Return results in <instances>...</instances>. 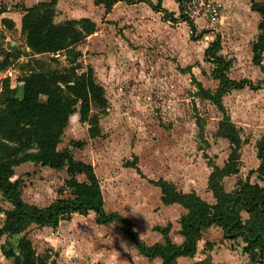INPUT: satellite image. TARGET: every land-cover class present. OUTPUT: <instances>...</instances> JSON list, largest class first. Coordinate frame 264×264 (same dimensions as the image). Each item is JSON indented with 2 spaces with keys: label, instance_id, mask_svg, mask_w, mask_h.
<instances>
[{
  "label": "rangeland",
  "instance_id": "obj_1",
  "mask_svg": "<svg viewBox=\"0 0 264 264\" xmlns=\"http://www.w3.org/2000/svg\"><path fill=\"white\" fill-rule=\"evenodd\" d=\"M229 1L232 6L227 0H210L212 8L194 20L191 33L188 25L179 20L177 7L170 14L173 23L164 21L161 15L153 19L146 7L135 8L132 4L106 12L95 0H65L54 9L55 25L76 22V28H80L81 21L87 18L95 26L74 47L75 60L71 54L29 57L24 39L0 25V48L18 50L22 55L8 67L9 75H0V89L4 77L9 76L10 87H14V79L29 71L74 69L82 74L92 70L106 105L90 104L89 117L96 120L95 126L80 122L77 106L57 149L68 150L75 161L93 168L105 212L120 213L133 221L138 235L144 236L145 230L163 229L174 236L179 229L180 218L187 212L177 204L162 209L163 193L193 194L214 205L209 180L227 196L254 185L264 191L258 159L264 141V49L260 67L253 66L251 52L259 35L260 17L250 15V0ZM214 58H221L227 65L224 73L228 80L247 81L252 90L229 89L219 99L221 107L204 99L200 87L215 96L219 85L214 79L218 67ZM234 136L239 140L236 146ZM72 142L82 147L73 148ZM16 175L21 179L22 200L28 205L45 208L56 200L73 197L64 187V170L55 172L34 165ZM77 181L85 179L78 177ZM161 181L170 189L162 192L151 184ZM240 219L245 228H259L264 234V213L249 216L241 212ZM73 223L79 230L76 236L96 250L101 246L107 250L118 248L117 228L96 233L91 215L75 218ZM102 236L111 237L108 244L101 245ZM211 237H201L196 260L210 257L202 264H264L260 251L255 250L257 256L244 252L242 238L231 242ZM209 240L211 250L207 246L202 251ZM127 250L134 251L131 246L124 247ZM47 258L48 264L63 262L57 257L55 261ZM211 258L215 263H210ZM13 262L9 260V264Z\"/></svg>",
  "mask_w": 264,
  "mask_h": 264
},
{
  "label": "trees",
  "instance_id": "obj_2",
  "mask_svg": "<svg viewBox=\"0 0 264 264\" xmlns=\"http://www.w3.org/2000/svg\"><path fill=\"white\" fill-rule=\"evenodd\" d=\"M117 2H125V0H95V4L103 6L106 12L110 11ZM250 5L251 12L260 17L257 28L259 35L251 47L252 64L260 67V53L264 49V2L256 3L251 0ZM54 8L55 0H51L24 10L21 34L24 45L29 50L28 56L71 54L74 55L75 60L74 47L89 36L95 26L86 19L81 21L80 28H76V22L55 25ZM153 11L161 13L165 21H175L160 7H153ZM186 24L193 33L192 22ZM1 56L3 59L0 60V72H4L13 62H18L21 53L18 50L6 52L0 48ZM214 59V63L218 66L214 72V79L219 85L215 96L200 87L204 99L221 107L219 99L229 89L252 90L251 84L247 81L228 80L224 73L227 65L221 58ZM17 82L18 88L11 89L9 78H6L2 81L0 89V105L3 106L0 108V196L11 206L9 211L3 213L4 222L0 229V237L19 236L31 225L55 229L60 222L70 221L72 215L85 217L92 213L98 226L119 225L123 236L141 257L149 261L160 259L162 264H177L179 258H192L196 244L201 240L202 232L213 226L220 228L227 240L242 238L246 245L245 253L254 255L255 250H258L259 257L264 259L263 232L259 228H245L240 219L241 212L249 216L258 212L264 213V191L254 185L245 187L244 191H239L233 196H227L217 186H212L210 180L209 187L213 190L215 201L213 206L193 194L185 196L174 191L172 196L163 193L161 199L163 205L177 204L187 212L179 222V235L184 238V242L180 247H175L167 240L168 231L157 229L156 231L163 236V245L146 247L128 220L115 213L107 214L104 211L101 188L93 168L75 161L68 150L57 149L69 118L77 106L80 122L87 121L89 126H95L96 120L89 117L90 104L97 107L106 105L103 89L96 84L92 70L88 69L82 74H77L74 69L29 71L28 75L17 78ZM41 98L44 99L43 102ZM91 134L92 131L89 130L90 139L93 137ZM232 141L235 146L239 143L235 136ZM71 146L77 149L82 147L76 142H72ZM258 159L261 161L259 177L263 179L264 141L259 147ZM26 163L40 165L56 172L64 170L67 177L64 187L73 197L56 200L45 208L24 203L21 199V181L11 179L13 169ZM79 176L84 177L85 182H78ZM151 184L159 187L162 192L170 187L162 181ZM1 254L6 259H12L13 264H48L47 256L37 257L25 237L18 241L16 253L1 249Z\"/></svg>",
  "mask_w": 264,
  "mask_h": 264
},
{
  "label": "crops",
  "instance_id": "obj_3",
  "mask_svg": "<svg viewBox=\"0 0 264 264\" xmlns=\"http://www.w3.org/2000/svg\"><path fill=\"white\" fill-rule=\"evenodd\" d=\"M49 1H51V0H0V8L5 6V8H2L0 10V25L3 26V28L6 27L5 30H7V31L16 32V34L19 38H23V36L21 34V21H22L23 16L25 15L24 10L34 8L40 4L47 3ZM64 1L65 0H55V8H57L60 3H64ZM154 1L155 0H125V2H117L113 6V9H116L123 4H127V6L128 5L130 6V4H132L135 8L146 7L149 11V14L152 16L153 19H155V18L157 19L158 17H160V15L163 16L161 13H157V12L153 11V7H160L161 10H163L164 12H167L168 14L174 13L176 11L177 6H176L175 0H156L157 1L156 5L154 4ZM216 1H218V0H216ZM227 4L229 6H232V2H230L229 0H227ZM99 6H101V5H99ZM249 11H250V15H252L253 17H256V19H257L258 15L251 12V10H249ZM85 19L89 20L87 18H85ZM67 20L69 21V19H67ZM169 22L175 23V21H169ZM91 23H93V22H91ZM12 44L13 43H11V45ZM4 51L11 52V51L5 50V49H4ZM26 51H28V53H29V50L27 48H26ZM4 73L8 74L9 73L8 69L5 70L4 72H0V75H2ZM6 78H9V84H10V82H12V80L10 81V77L9 76L4 77V79H6ZM14 84H15V86L10 87L11 89H17L18 88L19 84L17 82V77L14 79ZM34 165L35 164H33V163H26V164L20 165L19 167L14 168L13 169V177L11 180L12 181H15V180L21 181L20 178L16 177L17 176L16 173L20 170L27 168L28 166H34ZM35 166L41 167L40 165H35ZM44 169H48V168H44ZM79 177H81V176H79ZM21 199H22V195H21ZM160 204H161L162 209L173 208V205L165 206L162 204L161 201H160ZM206 204H208V203H206ZM208 205H210V204H208ZM210 206H213V205H210ZM103 208H104V206H103ZM10 209H11L10 204L7 203L0 196V211H1V213H0V229L2 228L3 222H4V214L3 213L6 211H9ZM110 214H112V213H110ZM115 214L121 216L120 213H115ZM89 215L92 216V220L95 223L94 215L92 213H89L87 215V217H89ZM78 217L82 218L83 216H78L76 214L72 215L70 221L60 222L55 229L44 228V227L41 228V227H38L35 225H31L25 232H23L19 236L3 235L2 237H0V250L2 248L5 249V246H6V248L9 246L8 249L12 250L14 253H16V247H17L18 241L25 237L30 242L32 249L35 252V255L37 257H42V256L47 255V256L51 257L52 261H55V259H56L55 257H57L58 260H63L62 263L59 261L58 262L55 261L56 264H72V263L76 264L78 262L81 264H114V261H116L117 263L119 262L120 264H130V263H132V264H162V261L160 259H154L152 261H149V260L141 257L139 255V253L134 249L132 244L128 241V239L123 236L120 226L116 225V224H109L106 226H98L95 223L94 230L96 231V233L97 232L101 233V231L103 232V231H106V229H113L114 227L117 228L119 231L118 232L119 235H118V239H117L118 248L116 247V249L107 250L106 248H102L104 246H101L100 249L96 250L95 248L91 247L90 244H87L85 239L83 240L82 237L78 238L76 236L79 230H77V228H75V225L73 222L75 221V218L77 219ZM122 218L128 220L124 216ZM128 221L130 222V219ZM130 223L132 225L133 230L135 231V229L133 227V221H131ZM157 228H161V227L159 226ZM179 231H180V227L178 230H176V233L174 236H173V233H171V231H168V233L166 235L169 243L175 247H180L184 242V238L179 235ZM145 233H144V236H142L141 234L138 235V233H137V235L146 247H152L155 245H163V243H164L163 236L159 232H156V231L149 232V231L145 230ZM206 235H208V237L210 239H213L211 237V235H213L214 238L224 237L223 231L220 228L214 227V226L210 227V228H208L202 232V238H204V236L206 237ZM202 238L196 244V251H195V254L193 255V257L192 258H179L177 260V264H180L182 262L185 263L187 261L190 264H202L205 261V259H207L209 257V256L208 257L204 256V259L196 260V256H197L198 252H200L199 251V245H200L199 243L202 241ZM110 239H111V237H109L107 239L106 236H105V238H104V236H102L101 237V241H102L101 245L108 244ZM229 241L232 242L234 240H229ZM202 243H204V242H202ZM12 244H13V248H12ZM210 244H212V242H210V240H209L204 245V248H201V250L202 251L206 250L207 246H209L207 249L211 250L212 247L210 248ZM1 246H2V248H1ZM126 246L127 247L131 246L135 252L132 250H130V252H128L129 250H127V252H125L124 247H126ZM221 249H223V248L221 247ZM9 250L5 249V251H9ZM210 252L211 251H209V253ZM211 257H214L213 252H211ZM9 260H11V259H6L2 256V254L0 255V264H9ZM210 263H215L214 260H212V258H211ZM207 264H209L208 261H207Z\"/></svg>",
  "mask_w": 264,
  "mask_h": 264
},
{
  "label": "built area",
  "instance_id": "obj_4",
  "mask_svg": "<svg viewBox=\"0 0 264 264\" xmlns=\"http://www.w3.org/2000/svg\"><path fill=\"white\" fill-rule=\"evenodd\" d=\"M176 6L179 13V20L183 23L194 22L200 18L204 12H207L210 6V0H176Z\"/></svg>",
  "mask_w": 264,
  "mask_h": 264
}]
</instances>
